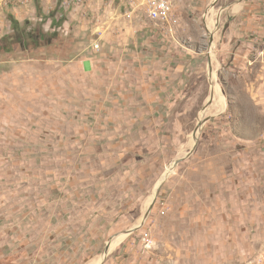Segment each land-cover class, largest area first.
<instances>
[{"label":"rangeland","instance_id":"374dc122","mask_svg":"<svg viewBox=\"0 0 264 264\" xmlns=\"http://www.w3.org/2000/svg\"><path fill=\"white\" fill-rule=\"evenodd\" d=\"M171 1L168 36L142 0H0V264L100 263L181 157L103 264H264V0Z\"/></svg>","mask_w":264,"mask_h":264},{"label":"built area","instance_id":"2783aa9c","mask_svg":"<svg viewBox=\"0 0 264 264\" xmlns=\"http://www.w3.org/2000/svg\"><path fill=\"white\" fill-rule=\"evenodd\" d=\"M142 5L149 20L161 25L163 34L168 36L174 34L179 26V20L172 12L171 0H142ZM93 48L98 50L99 44L95 43Z\"/></svg>","mask_w":264,"mask_h":264},{"label":"water","instance_id":"95a60500","mask_svg":"<svg viewBox=\"0 0 264 264\" xmlns=\"http://www.w3.org/2000/svg\"><path fill=\"white\" fill-rule=\"evenodd\" d=\"M207 63H208V69L210 70V72H213V68H212V65H211V58H210V57L208 58ZM216 85L219 86L217 80H216ZM224 104H225V101H224ZM213 115H215V114L205 116V117H203L200 121H198L197 126H196V128H195L193 134H196V132H198V130L202 127V125H203L206 121H208ZM195 137H196V135H195ZM195 137H194V138H195ZM182 160H183V157H181V158H177V159H174V160L170 163L171 165H170L169 170H167V171L165 172V174H164L162 180H161L160 183H158V185L155 187V189H154V193H153V197H152V200H151L150 204L148 205V207H147V209H146V211H145V213H144V215H143V218L141 219L140 223L137 224V225H135V226H133V227H131V228H129V229H127V230H124V231H121V232H119V233H116V234L112 235V236L107 240L106 245H105L104 250H103V253H102L103 259H102V261H101L100 264H103V261H104L105 257L108 255V253H109V248H110V242H111L114 238H116V237L119 236V235H124V236H126V235H128V234H130V233L136 231L137 229H139V228L143 225L145 219L147 218V216L149 215L150 211L152 210V207H153V205H154V203H155V201H156V198H157V196H158V194H159V192H160V188H161L162 183L168 178V176L172 173L173 169H174V168L178 165V163H179L180 161H182Z\"/></svg>","mask_w":264,"mask_h":264},{"label":"bare ground","instance_id":"6f19581e","mask_svg":"<svg viewBox=\"0 0 264 264\" xmlns=\"http://www.w3.org/2000/svg\"><path fill=\"white\" fill-rule=\"evenodd\" d=\"M211 8V7H210ZM213 9V8H212ZM214 15V14H213ZM215 16V15H214ZM213 16V17H214ZM207 19H209V25H208V28L210 29V26L212 23H210V20H211V17L212 16H209V14L206 15ZM215 21V19H213ZM207 22V21H206ZM215 23V22H214ZM211 95L208 96V100H207V103L205 104L204 108H203V111H202V115H208V114H217L219 113L221 110H223L224 108V101H223V98H222V95H221V91L219 89V86L216 85V80L214 78V73L211 72ZM209 79V80H210ZM197 134V132H196ZM196 134H193V138L195 137ZM192 144V143H191ZM170 165H168L167 170H169L170 168ZM165 171V172H166ZM165 172L162 174L161 178L159 179L158 183L162 180ZM158 183L156 184V186L158 185ZM152 197H153V194L148 198L147 200V203H146V207L150 204L151 200H152ZM139 223V221H138ZM125 236L124 235H119L117 236L116 238H114L111 242H110V248H109V251L110 249H112L113 247H115L117 244H119L121 242V240L124 238ZM103 259V256L101 255L100 258H99V261L101 263ZM100 263H97V264H100Z\"/></svg>","mask_w":264,"mask_h":264},{"label":"trees","instance_id":"16d2710c","mask_svg":"<svg viewBox=\"0 0 264 264\" xmlns=\"http://www.w3.org/2000/svg\"><path fill=\"white\" fill-rule=\"evenodd\" d=\"M11 27L14 30V35L11 37L15 39L17 43L22 44L25 47L29 46L30 44L37 45L36 40L38 41L39 35L36 33H25L24 30L22 31V29L19 31L18 22L15 20H11Z\"/></svg>","mask_w":264,"mask_h":264},{"label":"crops","instance_id":"0c3cea01","mask_svg":"<svg viewBox=\"0 0 264 264\" xmlns=\"http://www.w3.org/2000/svg\"><path fill=\"white\" fill-rule=\"evenodd\" d=\"M172 2V1H171Z\"/></svg>","mask_w":264,"mask_h":264}]
</instances>
